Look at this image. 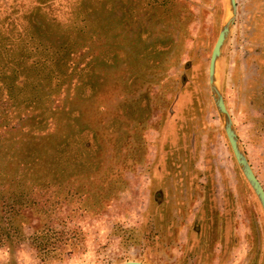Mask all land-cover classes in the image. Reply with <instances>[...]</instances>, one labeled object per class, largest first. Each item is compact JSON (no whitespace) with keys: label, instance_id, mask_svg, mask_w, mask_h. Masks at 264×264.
<instances>
[{"label":"rangeland","instance_id":"obj_1","mask_svg":"<svg viewBox=\"0 0 264 264\" xmlns=\"http://www.w3.org/2000/svg\"><path fill=\"white\" fill-rule=\"evenodd\" d=\"M28 1L0 4L16 3L13 10L21 14ZM76 1L43 0L40 10L48 13L51 3L56 21L72 26ZM107 1L111 9L102 18L121 20L109 31L117 55L112 65L97 64L106 79L101 90L73 104L81 107V125L97 129L102 158L76 178L88 183L112 171L117 182L98 212L80 208L78 194L51 206L53 192L37 189L36 211L21 210L22 229L67 223L80 240L48 257L26 238L3 244L0 264H264V211L235 160L208 84L226 0H162L157 10L129 0L126 5L136 8L131 30L123 29L124 2ZM217 81L264 188V0H236Z\"/></svg>","mask_w":264,"mask_h":264},{"label":"trees","instance_id":"obj_2","mask_svg":"<svg viewBox=\"0 0 264 264\" xmlns=\"http://www.w3.org/2000/svg\"><path fill=\"white\" fill-rule=\"evenodd\" d=\"M122 1L123 29L131 30L136 8L126 5L129 0ZM107 2L98 6L89 2L91 13L82 19L87 30L62 34L39 19L33 20V30L0 29V246L12 247L26 238L46 257L67 246L74 249L79 234L68 231L67 223H61V229L34 224L27 233L19 225L21 210L35 207L36 211V190L46 189L53 192L51 206L78 194L80 208L98 212L107 189L117 182L118 172L112 171L95 174L88 183L76 178L102 158L97 129L81 125V107L73 104L101 90L98 84L106 79L97 64L112 65L117 55V42L109 31L121 20L102 18V11L111 9ZM140 2L139 9L156 10L165 3Z\"/></svg>","mask_w":264,"mask_h":264},{"label":"water","instance_id":"obj_3","mask_svg":"<svg viewBox=\"0 0 264 264\" xmlns=\"http://www.w3.org/2000/svg\"><path fill=\"white\" fill-rule=\"evenodd\" d=\"M227 10L219 28L218 34L211 49L208 62V84L215 108L221 119L224 132L228 143L246 180L255 192L262 209L264 211V188L255 175L248 159L241 147L239 138L236 134L231 114L224 101L220 86L217 81V65L220 57L222 44L234 22L236 16V0H226ZM119 264H149L140 260H125Z\"/></svg>","mask_w":264,"mask_h":264},{"label":"flooded vegetation","instance_id":"obj_4","mask_svg":"<svg viewBox=\"0 0 264 264\" xmlns=\"http://www.w3.org/2000/svg\"><path fill=\"white\" fill-rule=\"evenodd\" d=\"M43 1V0H42ZM41 0H29L30 6L27 9L26 13H21L20 10L14 11V7L18 6L16 3H12V5L7 4H0V29H8L11 30H33V27L36 29V25H34L33 20L39 19L40 21L44 22V24L47 25H54L55 30H87L82 23V19L88 18V15L91 13L89 10V2L91 1V4L94 3L93 6H98L100 3L103 2V0H77L75 3L78 4V7L80 11L78 10L76 15L78 17V21L74 22L72 26L68 27H62L61 22H57L54 18V13L51 8V3L48 6V13H45L44 11H41V7L44 5ZM149 0H145L147 2ZM19 2V0H18ZM50 2V0H49ZM6 6V8L4 7ZM22 5H19V8H21ZM92 7V6H91ZM10 10V11H8ZM43 12V13H42ZM51 16V17H48ZM53 16V17H52ZM10 21V23H8ZM41 23V22H38ZM78 26H81L79 28H76Z\"/></svg>","mask_w":264,"mask_h":264}]
</instances>
